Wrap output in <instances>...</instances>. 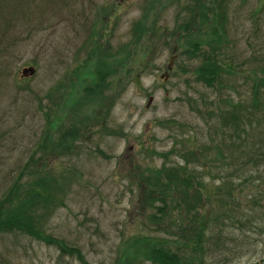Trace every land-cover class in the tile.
Masks as SVG:
<instances>
[{
	"label": "rangeland",
	"instance_id": "1",
	"mask_svg": "<svg viewBox=\"0 0 264 264\" xmlns=\"http://www.w3.org/2000/svg\"><path fill=\"white\" fill-rule=\"evenodd\" d=\"M205 1L216 10L207 11V22L198 12L204 0H0V198L39 171L36 182L55 191L54 201L40 206L50 211L42 227L57 241L0 232V264H152L136 253L135 239H165L174 248L194 238L191 200L161 171L158 153L173 146L196 150L189 170L213 191L214 213L221 211L220 177L247 155L235 143L264 136V0ZM196 8L189 23L195 31L186 34ZM220 25L229 70L210 86L195 79L201 51L187 49ZM27 65L35 72L23 77ZM230 99L246 139L229 138L221 149L227 131L214 127ZM175 153L166 164L183 162ZM160 171L159 186H141L142 177ZM262 175L264 168L249 175L244 193L232 191L241 202L238 219L209 232L206 264H264V200L250 201ZM57 239L80 254L63 253Z\"/></svg>",
	"mask_w": 264,
	"mask_h": 264
},
{
	"label": "trees",
	"instance_id": "2",
	"mask_svg": "<svg viewBox=\"0 0 264 264\" xmlns=\"http://www.w3.org/2000/svg\"><path fill=\"white\" fill-rule=\"evenodd\" d=\"M211 3L212 2H209V4ZM202 5H204V9H199L198 12L201 13V16L203 15L202 20L207 22L210 20V16L207 14V11L214 14L216 10H214V5H208L205 0ZM197 10L198 9L196 8L191 11L190 16L192 15V19L189 20V18V21L182 27L186 34H190L195 31L189 23H191L190 21H192L195 17V11ZM216 15L219 17L220 13L218 12ZM219 29L222 30L223 26L220 25V27H211V34L204 41L207 42L206 48L201 49L200 47L203 41L199 38H195L194 40L189 41L191 48L187 49V51L191 53H195L196 50L201 51L199 64L196 65V71L194 72L195 79L210 86L214 85L215 82L219 80V77L229 70V68H226V65L220 57L222 50L220 41L221 32ZM214 35H217L219 38H212ZM258 82L264 85V79L260 78ZM257 91L258 90L256 89L254 95ZM230 105V110L226 111L227 116L222 117L214 127L217 132L223 131V127L227 131V136L223 135L218 139L220 148L226 145L229 138L230 140L241 141L246 131L244 122L238 123L241 121V118L237 109H235L237 104L230 99ZM206 113L210 114L208 110ZM256 127L259 129L260 124H257ZM262 128H264V126ZM229 129H232L231 133H229ZM71 131V129H68V133L65 135L69 136ZM63 134L64 132L59 135L60 141ZM254 136L251 137V140L253 138L254 139L249 145H247L249 141L238 142V144L235 143V151H239L241 147L245 146L244 150H246L247 155L243 159L237 158L236 161L239 162V165L236 167L234 172L228 173L226 178L220 177L218 184L221 183L225 191H218L215 195L221 208V211L218 214L214 213V206L212 208V202H214L213 191L208 189L206 184L202 180L199 181L193 175L194 173L189 170L191 160L197 156L196 150L181 149L173 146L169 149V151H161L160 153L157 152L165 157L161 171L163 170L165 172V177L168 180L166 182L167 185L172 184V187L181 186L182 191H180V187H177L178 190L176 191L184 193V200L186 198H190L191 201L188 208L190 211V221H192L199 232H197L194 238L187 237L181 241H176V243H174V248L166 246L167 244L163 242H167L165 239H163L162 242L155 240V237H145L142 240L135 239V245L140 247L139 250H135L136 253H143V257H146L142 259L150 260L152 264H195V262H198L197 264H206L204 258L208 253L205 240L210 238L209 232L214 230L216 224L222 220L224 221L227 219L232 221L238 219L235 211L238 209L241 202L239 195L234 194L233 196L232 191L237 190L244 193L242 189H244L248 181L252 179L249 175L256 172L260 168H264V152L261 148L264 145V136L261 132L257 133V137ZM245 139L246 137H244V140ZM221 149H219V152ZM172 153L179 155L183 162H177L172 166L171 164H166V159H168ZM218 157L219 156L217 155V158ZM252 165H255L256 167L253 168ZM161 171L149 174V176H146L145 179L142 177L140 181L141 186H150L151 189H154L156 185L159 186L158 182L160 180ZM38 173L39 171L37 170L32 171L33 177L31 180L26 181V183L24 182L23 185L16 184L10 187L7 195L5 194L3 198H0V232L13 230L21 231L31 234L35 239H44L48 243H57L56 238L45 233L46 231L44 230V227H42L43 219L50 213L49 208L42 211V208L40 207L49 205V202L54 201L55 191L53 192L51 189H46L47 187H41V184L36 182L39 178V176L37 177ZM54 181H56V178ZM145 182H147L148 185ZM28 183L29 187L25 191L27 196L23 197L22 193H24L25 185ZM257 186L258 188L254 189L255 191L251 195V198L249 197L251 203L252 201L257 203L264 200V175L258 179ZM61 188L62 186H57L58 193ZM216 188L218 190L220 185H216ZM153 192L154 191L151 193ZM161 192L163 193V190H161ZM39 197H43V199L48 202H38ZM149 197L152 198V195L149 194ZM7 202H9V206H7ZM153 218L156 219L155 216ZM214 221L216 222L215 224ZM220 230L221 227L219 231ZM57 240V245L63 253L80 254V250L77 249L76 246L66 244L60 239ZM135 245L134 248H136ZM189 247L190 250L189 253H187ZM134 264L137 263L134 262ZM139 264H142V262Z\"/></svg>",
	"mask_w": 264,
	"mask_h": 264
},
{
	"label": "water",
	"instance_id": "3",
	"mask_svg": "<svg viewBox=\"0 0 264 264\" xmlns=\"http://www.w3.org/2000/svg\"><path fill=\"white\" fill-rule=\"evenodd\" d=\"M175 58V55L171 56L168 63H167V70H171V67H172V63H173V59ZM167 70L164 74H162L161 76L166 79L168 77V73H167ZM35 72V66L33 65H27V66H24L22 67L21 69V76L25 77V76H30L32 75L33 73ZM152 97L149 96V99L147 101V106L151 103L152 101Z\"/></svg>",
	"mask_w": 264,
	"mask_h": 264
}]
</instances>
